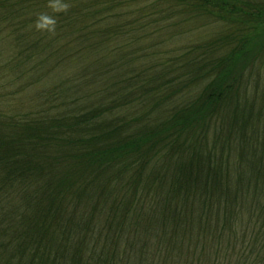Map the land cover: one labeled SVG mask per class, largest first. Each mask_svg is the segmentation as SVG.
<instances>
[{"label":"trees","instance_id":"trees-1","mask_svg":"<svg viewBox=\"0 0 264 264\" xmlns=\"http://www.w3.org/2000/svg\"><path fill=\"white\" fill-rule=\"evenodd\" d=\"M0 264H264V0H0Z\"/></svg>","mask_w":264,"mask_h":264},{"label":"rangeland","instance_id":"rangeland-1","mask_svg":"<svg viewBox=\"0 0 264 264\" xmlns=\"http://www.w3.org/2000/svg\"><path fill=\"white\" fill-rule=\"evenodd\" d=\"M143 5V4H142ZM137 6L135 8H138V9H135L138 11H141L140 7L142 6ZM148 5L146 4L145 7H147ZM165 7V4H160L159 5V9L162 10L164 9ZM152 10V9H151ZM153 12V11H152ZM151 12V13H152ZM159 14H153L152 16L153 17H156L158 16ZM197 31L195 30H191L190 32L188 33H184L182 35L180 34H176L172 39H168L166 36L168 34H170L169 31L167 30H164L165 32H161L163 35H160V38L162 40H166V50H169L170 53L169 54H176L178 49L181 47V46H185V45H188L190 44L191 42H188L190 40H196V39H199V38H202V37H206L208 36L214 29V26L210 25V24H202L201 26L199 27H196ZM170 37V36H169ZM198 41H202V40H198Z\"/></svg>","mask_w":264,"mask_h":264}]
</instances>
